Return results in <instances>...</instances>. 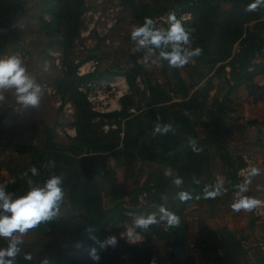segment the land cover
I'll return each instance as SVG.
<instances>
[{"label": "rangeland", "instance_id": "rangeland-1", "mask_svg": "<svg viewBox=\"0 0 264 264\" xmlns=\"http://www.w3.org/2000/svg\"><path fill=\"white\" fill-rule=\"evenodd\" d=\"M14 1L20 6L10 25L5 26L4 16L0 19V42L3 39L1 32L9 37L16 36L18 40L0 45V58L19 56L27 74L41 86L43 95L38 106L25 107L18 103L15 89L2 92L0 184L6 185V191L15 199L26 195L32 187H42L53 174L63 175V202L71 207L72 184L78 179L87 178L99 187L106 206L123 209L127 216L109 224L106 235L94 233L93 237L99 241L115 236L117 244L102 250L95 242L99 246L97 254L102 259L93 261L73 246L72 236L66 229L79 221L87 222L88 211L82 208H59L52 225L29 229L21 236L19 249L29 250L37 264H42L45 259L48 264H71L72 259L81 264H141L134 259L130 249L136 243L145 247L151 256H163L166 253L167 246L158 233L151 229L154 234L147 239L134 220L135 217L155 213L160 225L168 228L166 220H160L159 209L164 204L159 202L156 186L160 176H173L176 168L168 161L160 162L156 158L144 161L137 157L130 161L131 149L121 143L124 131L118 130L115 116L104 115L121 108L120 98L125 93H132L137 105L145 107L150 98L149 84L158 83L170 92L172 101L181 103L178 108L190 116L201 135L211 123V110L219 108L226 109L227 121L243 125L241 131L225 136L226 149L223 152L228 150L235 165L240 158L248 156L249 167L241 172L243 178L251 167L261 169L260 175L252 178L249 191L242 195L253 196L264 202V74L256 75L253 81L250 75L244 76L229 93L227 85H220L222 78L216 71L225 62H210L213 60L212 54L200 45L201 59L190 58L186 65L178 68L177 76L169 64L162 61L158 52L149 53L147 48L133 51L138 46L131 40V28L140 23L123 0H84L80 33L73 41L66 39L63 25L58 27L56 24L63 15V0ZM142 1L157 9L154 17L156 25L167 28L168 14L176 15L174 0ZM209 1L211 7H217V16L232 6L230 0ZM249 4L245 1L244 7ZM164 6L166 9H163ZM256 13L264 20L262 7L257 11L246 12V23L251 28ZM185 47L195 49L191 44ZM237 48L235 44L233 50ZM135 61L142 65V70L135 79L134 88L130 87L124 75L92 79L80 84L79 89L87 95L89 107L101 113L90 120L85 115L80 117L78 114L81 112L77 111L70 95L63 97L57 87L58 78L66 69H72L75 63L79 62L78 74H85L93 70L102 72L117 67L130 68ZM209 81L212 85L206 94ZM191 99L198 102L189 109L187 104ZM134 108L132 111L136 112ZM46 125L54 129L55 139L61 144V159L58 164L55 163V167L48 164L52 161V155L44 147ZM112 143L118 144L108 151H95L103 144ZM33 166L38 170L35 176L28 171ZM210 169L209 179L213 187L222 185V195L216 198L215 205L192 201L184 209L189 243V258L184 264H264V205L262 214H256L255 209L238 213L232 210L231 204L239 190L229 191L226 188L231 169L221 158L219 148H211ZM25 172L28 174L24 175ZM115 179L116 191L113 192L111 184ZM258 186L260 190H257ZM182 191L185 190L181 185L177 187L173 182L172 193L167 197L180 206L178 193ZM144 193V200L141 201L140 195ZM141 204L147 208L134 212L133 209L136 211ZM202 221L206 222L216 237V240L209 238L211 244L208 252L199 248L201 245L196 240L200 232L199 222ZM221 227L227 228V233L230 230L234 232V237L226 236V239L228 242L236 240L240 248L231 251L229 246L225 249L221 246ZM128 229L134 232L132 241L127 236ZM9 243L10 238L0 237V249H6Z\"/></svg>", "mask_w": 264, "mask_h": 264}, {"label": "trees", "instance_id": "trees-1", "mask_svg": "<svg viewBox=\"0 0 264 264\" xmlns=\"http://www.w3.org/2000/svg\"><path fill=\"white\" fill-rule=\"evenodd\" d=\"M245 1L253 2V0H230L232 6L221 11L217 16V7H211L209 0H174L178 19H181V12H192L190 19H182L184 27L193 30L190 34L191 45L195 48H199L200 45L205 47L207 53H211L213 56V60L210 62H225L224 66L217 68L216 71L217 75L222 78L220 85H227V92L229 93L236 87L235 83L240 82L244 76L250 75L253 81L256 75L264 74V52H261V48L264 46V20L257 12L253 27H249L246 23ZM83 2L84 0H63V15H60L61 21H57L56 24L58 27L60 24L63 25L65 37L68 41H73L80 33L81 15L84 11ZM123 2L130 7L133 16L140 24L144 22L145 17L154 19L157 13V9L153 5L142 0H123ZM19 6L14 0H0V19L2 16L5 17V26L10 25L12 18L18 12ZM163 9H166V7L164 6ZM262 10L264 12V7H262ZM1 37L3 38L0 42L2 46L18 40L16 36L9 37L4 32H1ZM235 44L238 45L236 51L233 50ZM167 50L170 51V47ZM155 51L160 53V49H155ZM193 58L201 59L199 55ZM162 61L165 64L168 63L166 60ZM78 63L73 64L72 69L64 71L63 75L57 80V87L61 90L63 97L67 94L70 95L77 111L81 112L78 115L80 117L85 115L87 120L101 113L89 107L87 95L79 89L83 81L124 75L130 87L134 88L135 79L142 70V65L135 61V64L130 68L117 67L108 71L93 70L85 74H78ZM225 68H227L226 71ZM171 69L179 76L178 68L171 67ZM210 85L212 83L209 81L206 94L211 87ZM148 91L150 98L145 107L137 105L132 93H125L120 98L121 108L104 115L115 116L118 130L124 131L121 143L126 147H130V161L137 159V157H141L144 161L156 158L160 162L168 161L176 168L173 176L166 178L160 176L158 178L156 192L159 194V202L164 204L163 207L179 216L180 225L178 227L168 226V228H163L158 222L151 225L147 230L139 228L147 239H150L156 232L158 237L164 240L167 251L163 256H151L148 250L139 243L132 244L130 249L134 259L141 264H152L153 261L154 264H184L186 259L189 258L188 222L184 209L192 201L198 204H207V202L213 205L217 204L216 198L204 199L203 197L205 186L213 187L209 179L211 175V148L220 149L221 158L231 169L226 180V188L229 191H236L239 190L236 185L243 183L244 178L239 174V170L244 168L247 162L245 159L240 158L238 164L235 165L232 157L227 153L228 150L226 153L223 152L226 149L225 136L241 131L243 125L239 122L227 121L225 118L226 109L219 108L211 110V123L201 135L190 116L178 108L181 103L172 101L170 92H167L158 83L149 84ZM204 98H206V95ZM197 102L196 99H191L188 101L187 107L190 109L193 105H197ZM134 107L137 110L136 112L132 111ZM156 123L161 125L171 123L172 130L163 135L154 134L153 129ZM77 129L80 134L78 126ZM44 134V147L52 155V161L58 164L62 155L60 152L61 144L55 139L54 129L46 125L44 126ZM190 138L196 141L195 147L199 151L193 150L192 145L189 143ZM118 143L103 144L95 151H108ZM77 146L80 145L77 144ZM178 177L183 180L181 187L185 190L184 192L191 195V199L181 202L182 205L180 206H177L172 198L167 197L171 195L172 184ZM116 184L115 179L111 184L113 192L116 191ZM140 206L139 209L136 211L133 209V211L138 213L143 210L142 208H147L143 204ZM63 207H67L64 202L60 204L59 208ZM67 208H82L88 211L87 222L79 221L71 228L66 227L68 233L72 236L73 246L84 253L88 259H91L90 249L95 248L97 251V247H99L92 239L94 233L104 236L107 234L109 224L114 223L117 219L123 220L127 217L123 209L116 210V206H106L99 187L87 178L74 181L71 187V207L68 206ZM142 215H144V212H142ZM56 217L40 222L36 228L52 225L56 221ZM226 229L224 227L220 228L221 239H223L221 246L224 249L229 246L228 248L231 251H236L237 248H240V243L235 242L236 240L228 242L226 236L234 237V232L230 230L227 233L225 232ZM199 231L196 236L197 242L201 245L199 248L206 249V252H208L209 244H211L209 238L212 237L216 240V237L204 221L199 222ZM77 245H80V247H77ZM26 255H29L31 259H25ZM71 261V264H81L78 260L72 259ZM14 264L37 263L29 250L20 249L14 259Z\"/></svg>", "mask_w": 264, "mask_h": 264}, {"label": "clouds", "instance_id": "clouds-1", "mask_svg": "<svg viewBox=\"0 0 264 264\" xmlns=\"http://www.w3.org/2000/svg\"><path fill=\"white\" fill-rule=\"evenodd\" d=\"M261 7H264V0H253L252 3L246 6L245 11L253 12ZM167 25V28L157 27L156 21L150 17H145L144 22L140 25H132L131 40L138 46L133 51L147 48L149 53H154L155 49H160L159 56L162 60H166L170 67L181 68L189 62L190 58L200 55L202 49L195 48L190 50L189 47H185L191 44L190 34L193 30L186 29L182 19H178L175 13L168 14ZM169 47L170 51L167 50ZM7 89H15L18 103L25 107L38 106L43 95L41 86L33 77L27 74L23 61L17 55L0 58V101L4 100L2 92ZM171 130V123L163 125L156 123L153 129L154 134L158 133L161 135ZM189 143L194 151H199L195 147L196 141L194 139L190 138ZM48 164L55 167V161H49ZM28 171L35 176L38 170L33 166ZM260 172V168L251 167L243 183L236 185L239 192L237 193V198L231 204L234 212L238 213L241 210L252 212L264 203L253 196L242 195L249 191L248 186L252 184V178L259 176ZM27 174V172L24 173V175ZM63 183V175H52L42 187H32L26 195L16 199H13L12 194L6 191V185L0 184V210H2L0 212V237L10 238L8 247L0 249V264H14V259L20 252L18 245L22 243L21 236L27 230L35 228L40 222L50 220L56 216L65 196ZM174 183L179 187L183 180L178 177ZM221 189L222 185L220 184L214 187L206 185L203 191L204 199L219 197L222 195ZM257 190H260V186L257 187ZM178 198L181 202H186L191 199V195L182 191L178 193ZM159 211L161 213L160 220H166L169 227H178L180 225V218L175 213L168 211L164 207H161ZM158 222L155 213L147 217L138 216L134 220L137 227L145 230ZM127 236L130 241L134 240L132 229H128ZM92 239L99 244L102 250L109 245L115 247L117 244L115 236H109L104 241H99L95 237H92ZM77 247H80V245H77ZM89 255L94 261H99L100 259L95 248L90 249ZM25 259H31V257L26 255ZM42 264H48V260L45 259ZM152 264H154V261Z\"/></svg>", "mask_w": 264, "mask_h": 264}, {"label": "built area", "instance_id": "built-area-1", "mask_svg": "<svg viewBox=\"0 0 264 264\" xmlns=\"http://www.w3.org/2000/svg\"><path fill=\"white\" fill-rule=\"evenodd\" d=\"M191 17H192V12H190V11L181 12V14H180V18H181V19H184V20L190 19ZM261 52H264V46L261 48ZM261 137H262V134H261ZM262 138H263V137H262ZM244 159H245V161L247 162V165H246L244 168H241V169L239 170V174H240V175H241V172L246 171V168L249 167V164H248V160H249V159H248V156H245ZM143 195H145V193L140 195V199H141V201L144 200V199L142 198ZM262 204L264 205V203H262ZM262 204H261L260 206H258V207L255 209V213H256V214H262V212H263V209H262L263 206H262Z\"/></svg>", "mask_w": 264, "mask_h": 264}, {"label": "crops", "instance_id": "crops-1", "mask_svg": "<svg viewBox=\"0 0 264 264\" xmlns=\"http://www.w3.org/2000/svg\"><path fill=\"white\" fill-rule=\"evenodd\" d=\"M198 234H199V233H198ZM198 234H197V235H198Z\"/></svg>", "mask_w": 264, "mask_h": 264}]
</instances>
